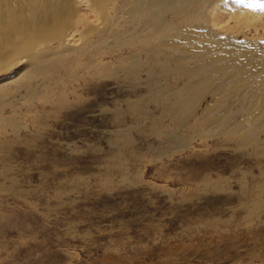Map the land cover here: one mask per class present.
Masks as SVG:
<instances>
[{
	"label": "rangeland",
	"instance_id": "1",
	"mask_svg": "<svg viewBox=\"0 0 264 264\" xmlns=\"http://www.w3.org/2000/svg\"><path fill=\"white\" fill-rule=\"evenodd\" d=\"M120 83L35 105L41 116L5 135L0 264H264V129L173 148L149 120L117 121L130 93Z\"/></svg>",
	"mask_w": 264,
	"mask_h": 264
},
{
	"label": "bare ground",
	"instance_id": "2",
	"mask_svg": "<svg viewBox=\"0 0 264 264\" xmlns=\"http://www.w3.org/2000/svg\"><path fill=\"white\" fill-rule=\"evenodd\" d=\"M261 5L264 0H0V149L6 134L41 116L35 105L65 108L99 78L130 92L123 99L127 113L121 107L117 121L149 120L173 148L190 147L202 134L260 139ZM149 103L161 106L160 120Z\"/></svg>",
	"mask_w": 264,
	"mask_h": 264
},
{
	"label": "snow or ice",
	"instance_id": "3",
	"mask_svg": "<svg viewBox=\"0 0 264 264\" xmlns=\"http://www.w3.org/2000/svg\"><path fill=\"white\" fill-rule=\"evenodd\" d=\"M257 2H259V0H257ZM261 8L264 9V5H261Z\"/></svg>",
	"mask_w": 264,
	"mask_h": 264
}]
</instances>
